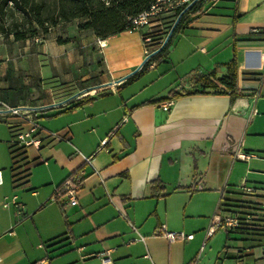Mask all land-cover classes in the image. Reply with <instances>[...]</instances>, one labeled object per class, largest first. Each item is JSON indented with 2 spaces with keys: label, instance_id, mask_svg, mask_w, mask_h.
I'll return each mask as SVG.
<instances>
[{
  "label": "crops",
  "instance_id": "obj_1",
  "mask_svg": "<svg viewBox=\"0 0 264 264\" xmlns=\"http://www.w3.org/2000/svg\"><path fill=\"white\" fill-rule=\"evenodd\" d=\"M218 1L205 0L184 17L161 60L148 66L157 70L161 63L163 71L173 67L170 86L143 96L120 88L128 83L123 76L143 62L144 28L99 38L90 29L79 30L76 19L66 21L75 24L74 37H85L84 45L98 55L104 73L98 83L87 75L74 77L78 78L74 82L87 80L88 84L75 85L70 95L43 103L88 92L81 96L85 99L81 105L67 110L58 107L56 113L62 115L52 129L60 138L49 136L50 130L39 121V148H23L28 158H36V165L44 164L42 178L32 180V167L26 178L16 182L10 167L2 172L0 264H102L98 254L105 250L111 259L107 264H193L198 246L199 250L210 237L204 240L212 211L264 216V181L250 183L246 176L238 181L233 177L236 161H244L234 158L236 149L261 157L243 131L248 123L252 134H260L264 121L260 116L264 114V0H232V31L223 42L217 40L219 35L205 32L216 28L196 25ZM172 20V15H166L153 22L151 42L162 40ZM253 27L258 31H251ZM233 54L243 93L238 99L231 101L220 92L222 87L219 92L208 87L204 92L171 97V92L199 88L201 74L213 69L215 77L226 74L224 63ZM80 64L76 61L71 67L77 72ZM184 64L185 69L178 70ZM157 98L164 100L151 102ZM169 98L173 103L163 110L160 105ZM14 121H6L14 138L8 146L15 142ZM76 150L92 155L97 171ZM78 171L77 203L70 205L65 196L50 203L53 187ZM196 184L202 187L195 188ZM12 196L22 205L21 211ZM38 215L45 225L38 224ZM162 225L193 237L169 241L157 231ZM222 227L226 240L231 235L245 236L235 228ZM224 246L221 264L224 259L264 264V242L237 246L235 251H229L227 241Z\"/></svg>",
  "mask_w": 264,
  "mask_h": 264
},
{
  "label": "rangeland",
  "instance_id": "obj_2",
  "mask_svg": "<svg viewBox=\"0 0 264 264\" xmlns=\"http://www.w3.org/2000/svg\"><path fill=\"white\" fill-rule=\"evenodd\" d=\"M234 7L235 2L232 0H219L214 10L209 15L204 14L196 25L201 28H216L215 30L205 29V32L219 35L217 40L223 42L225 40L223 38L228 37L227 35L232 31L231 22ZM173 22L174 20L171 23L173 24ZM75 34H77V31L73 22L58 23L50 27L47 33L40 32L36 36L25 40H14L12 35L0 34V105L1 103L7 105H38L48 103L52 99L65 97L74 91L75 85L82 88L88 84L87 80L73 81L78 80L74 77L82 74L89 76L92 83L101 81L104 70L98 55L92 53L90 45H84L85 37L79 35L74 37ZM60 40L68 41H65L62 47H58V43L62 42ZM174 40L175 35L170 42H174ZM58 48H64V51L60 52ZM150 49H152L151 46ZM69 58H71V61L68 63ZM76 61L79 63L81 61L77 72L71 67ZM185 65L179 66L178 70L185 69ZM157 66H159L157 70L153 66L145 68L120 89L129 93L139 92L143 96L160 90L164 85L169 87L168 81L171 74H175V69L170 67L163 71L164 64L158 63ZM262 97L264 95H261ZM57 109L58 107H50L40 111L37 118L38 122L40 121L51 132H57L52 128L58 124L62 115V113H56ZM260 116L264 117V114H260ZM6 118L0 116L1 174L2 172H9L11 157L8 141L14 139L9 132ZM261 128L260 134H252L251 126L248 127V123L244 127L243 135L245 134L246 140L252 142L251 147L260 152L261 157L255 156L247 161H236L233 170V177L237 179L236 181L243 176H246L250 183L264 181V121L261 122ZM47 150V147L44 148V151ZM43 169L44 164H34L32 166L30 177L34 182L44 176ZM234 181L232 180V182ZM55 188L56 186L53 187L49 197L53 195ZM51 202H54V200L51 199ZM202 203L204 204L203 211H206V208H208L207 198L202 199ZM214 213L212 211L209 215V224ZM37 220L40 226L46 224V220L40 219L39 215ZM231 236L226 240L225 229L223 227L219 228L205 241L199 250L198 246L195 257L196 264H221L220 252L226 241L229 251H235L237 246L244 247L257 243L250 235ZM223 264H234V262L230 259H224Z\"/></svg>",
  "mask_w": 264,
  "mask_h": 264
},
{
  "label": "trees",
  "instance_id": "obj_3",
  "mask_svg": "<svg viewBox=\"0 0 264 264\" xmlns=\"http://www.w3.org/2000/svg\"><path fill=\"white\" fill-rule=\"evenodd\" d=\"M153 0H0V34L12 35L14 40H25L34 37L38 33H47L49 28L60 22L77 20L79 30H92L99 38H106L127 29L129 18L139 11L148 7ZM196 6L193 8L192 12ZM185 17V16H184ZM182 17L166 43L160 47L147 61H145L138 71L128 76L124 82L129 81L139 72H142L152 62L156 64L161 60L162 55L168 49L173 34L181 26L184 19ZM64 43L68 40H60ZM152 41V40H151ZM160 42H150L147 46L152 49L157 48ZM226 74L215 77V69L206 74L198 76L199 88L189 90H178L171 92V97H178L184 94L204 92L211 87L214 91L229 95L231 101L242 96V90L238 86L237 61L233 56L224 63ZM84 98H76L65 105L63 110H67L81 105ZM164 98L151 100L152 103L163 101ZM70 104V105H68ZM13 174V181L26 178L30 168L36 163V158H28L26 150L22 146H17L14 142L8 146ZM222 209V206H219ZM254 208V207H253ZM239 214L241 219L235 228L239 233L251 235L252 239L258 243L264 242V216H258L254 212L233 211ZM244 214V215H242ZM249 214L250 218L246 219ZM232 230V229H229ZM226 247V246H224Z\"/></svg>",
  "mask_w": 264,
  "mask_h": 264
},
{
  "label": "built area",
  "instance_id": "obj_4",
  "mask_svg": "<svg viewBox=\"0 0 264 264\" xmlns=\"http://www.w3.org/2000/svg\"><path fill=\"white\" fill-rule=\"evenodd\" d=\"M205 0H153L148 7L139 11L137 14L129 18L128 26L126 30H137L140 28H144L142 33V41L145 43L144 50V59L143 63L147 61L155 52H157L165 40L169 30L166 32L160 44L157 48L150 49L147 46L148 43L151 42L153 36V22L158 21L160 18L166 15H172L174 22L179 21L182 17L190 14L195 6L200 4ZM173 22V23H174ZM178 23V22H177ZM173 25V24H172ZM171 28V27H170ZM251 31H258V28L253 27ZM98 44L101 46L102 41L100 39L97 40ZM142 63V64H143ZM87 91H82L79 94H76L72 97L79 98L82 95L87 94ZM70 97V98H72ZM67 98L61 102H52L50 104H38V105H30V104H17V105H7L5 103H1L0 105V116L7 117L6 119L13 118L14 122L11 123L14 128V137L15 143L18 146H22L23 148H27L29 146H34L35 148H39L41 143V138L39 136V131L41 126L38 122L39 112L50 108V107H61L67 103L70 99ZM173 103V98H169L166 101L162 102L160 107L163 110H168L170 105ZM125 119V118H124ZM49 136L53 138H60V135L57 132H49ZM104 143V141H103ZM78 152L85 163H87L93 170L97 171L92 162V155H84L79 150ZM258 156L254 152H249L245 150L236 149L234 153V158L239 160L247 161L251 157ZM80 174L81 171L76 172L75 174H71L67 178H65L54 190L53 195L49 198L50 200L57 199L60 196H65L67 198V202L70 205H75L77 203L76 192L80 183ZM2 182L1 177V169H0V183ZM201 184H196L195 188H201ZM243 188L247 191L253 190L251 186H243ZM12 202L14 203L17 211L22 210V205L16 201V196H12ZM4 206L7 205V202L3 203ZM250 215H246V219L248 220ZM241 219L237 212L228 211L224 213L215 212L211 218L210 224L205 229L204 240H206L209 236H211L219 227L225 226L228 229L236 228ZM161 233L167 240L172 241L175 239H190L193 237L192 233H185L183 230H169L164 225L158 228L157 230ZM102 264H107L111 262L109 256V250H105L102 253L98 254ZM196 259L193 264H196Z\"/></svg>",
  "mask_w": 264,
  "mask_h": 264
},
{
  "label": "water",
  "instance_id": "obj_5",
  "mask_svg": "<svg viewBox=\"0 0 264 264\" xmlns=\"http://www.w3.org/2000/svg\"><path fill=\"white\" fill-rule=\"evenodd\" d=\"M177 22H178V21L176 20V21L173 23V25L171 26V28H170V30H169V32H168V34H167L165 40L163 41V43H162V45H161L160 47H162V46L166 43V41H167L168 38L170 37V35H171L173 29L175 28ZM159 49H160V48H159ZM142 63H143V62H142ZM142 63H141V64H140L135 70H133L132 72H130V73L126 74L125 76H123V78L128 77L129 75H131V74H133L134 72H136V71L138 70V68H140V67L142 66ZM237 99H238V98H237ZM235 111H238V110H235Z\"/></svg>",
  "mask_w": 264,
  "mask_h": 264
}]
</instances>
